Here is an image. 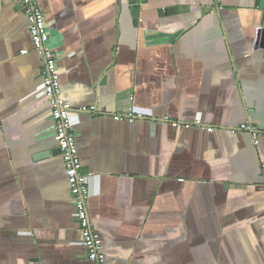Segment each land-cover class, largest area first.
<instances>
[{
	"label": "crops",
	"instance_id": "0c3cea01",
	"mask_svg": "<svg viewBox=\"0 0 264 264\" xmlns=\"http://www.w3.org/2000/svg\"><path fill=\"white\" fill-rule=\"evenodd\" d=\"M37 2L107 264H264V0ZM45 67L0 0V264H94Z\"/></svg>",
	"mask_w": 264,
	"mask_h": 264
},
{
	"label": "built area",
	"instance_id": "2783aa9c",
	"mask_svg": "<svg viewBox=\"0 0 264 264\" xmlns=\"http://www.w3.org/2000/svg\"><path fill=\"white\" fill-rule=\"evenodd\" d=\"M138 9L143 8L147 0H127ZM25 13L30 22V34L35 51L45 59V78L43 82V92L53 110L51 117L54 120V137L57 141L65 163L66 175L70 185V192L76 205V217L79 221L80 233L83 245L88 251V257L94 264H107L103 251V242L100 235L93 229L90 221L87 199L90 196L89 178L83 173V166L77 147V136L72 130V106L61 96V83L57 67V56L49 45L50 34L43 10L38 6L37 0H21ZM28 50L22 54H28ZM119 121H133L131 112L128 115H117ZM201 126V122H196ZM174 127L178 123H173ZM191 125H184L189 128ZM244 131H252L254 139L258 144L259 136L255 134L248 124L242 125Z\"/></svg>",
	"mask_w": 264,
	"mask_h": 264
},
{
	"label": "water",
	"instance_id": "95a60500",
	"mask_svg": "<svg viewBox=\"0 0 264 264\" xmlns=\"http://www.w3.org/2000/svg\"><path fill=\"white\" fill-rule=\"evenodd\" d=\"M261 41H262V42H261V43H262V44H261V45H262L261 47H264V34H263V37H262V40H261Z\"/></svg>",
	"mask_w": 264,
	"mask_h": 264
}]
</instances>
